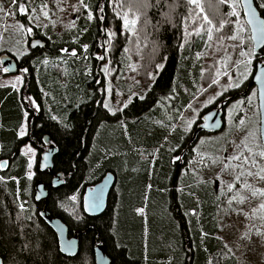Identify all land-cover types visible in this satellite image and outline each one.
Listing matches in <instances>:
<instances>
[{
  "label": "trees",
  "instance_id": "trees-1",
  "mask_svg": "<svg viewBox=\"0 0 264 264\" xmlns=\"http://www.w3.org/2000/svg\"><path fill=\"white\" fill-rule=\"evenodd\" d=\"M235 1L244 18L240 0ZM255 1L264 17V0ZM45 4L0 0L3 12L24 32L35 33L19 55L0 29V58L8 55L24 71L19 88L0 85L3 263L95 264L94 250L101 244L111 264H237L218 237L219 211L231 192H221L212 179L201 182V170L192 164L202 156L209 168L222 150L216 152L213 142L199 147L200 138L212 134L195 137L198 124L187 130L182 119L218 86L219 49H211L202 13L216 25L215 39H227V7L218 0H199L203 11L188 0H62L50 25H38L34 12ZM126 19L131 24L126 26ZM32 37L45 46L32 49ZM247 42L248 79L241 83L238 78L239 84L217 101L223 104L224 128L228 105L240 99L249 106L257 103L251 84L264 51L255 56L250 37ZM239 64L235 69H242ZM0 72L8 77L3 68ZM135 88L141 93L132 95ZM242 111L232 119V130ZM26 145L38 155L33 176L22 153ZM50 146L56 148L53 169L42 172V155ZM108 173L115 185L107 209L89 217L83 206L86 190ZM57 175L63 184L53 188ZM39 181L47 186L48 198L37 202ZM141 208L146 214L139 213ZM45 209L67 225L70 236L79 234L76 257L60 252L56 233L42 218Z\"/></svg>",
  "mask_w": 264,
  "mask_h": 264
},
{
  "label": "rangeland",
  "instance_id": "rangeland-1",
  "mask_svg": "<svg viewBox=\"0 0 264 264\" xmlns=\"http://www.w3.org/2000/svg\"><path fill=\"white\" fill-rule=\"evenodd\" d=\"M222 4L225 5L229 11L226 19V32L228 33V37L237 36V39H225L224 35L215 39L216 32L214 26L216 25L205 11L202 13V19L207 15L208 19L212 21V24L209 25L203 19L204 23L208 25L205 33L209 34V29H211L212 39L210 43L213 42L211 44V49H219L218 52H220L215 53L218 60L219 81L214 91L207 93L203 99L195 101L190 106V109L183 114V124H186L187 130H192L194 125L198 123L202 117L204 118L207 113L211 112L206 111L212 103H217L222 95L225 93L228 95V91H231L239 84L237 83L238 78H241L242 83L246 81L249 76L247 73L250 71L252 58L249 54L250 45L247 40L250 36H248L245 29V19L240 15L235 0H227V2ZM45 5H47V8L42 6V8L37 9L34 12V16L37 17L36 22L38 25L43 24L44 26H49L51 16L60 13L62 0H46ZM45 11L48 13L47 16L44 15ZM233 12L237 14L233 15ZM0 14V29L3 38L7 33V36L11 37L15 42L14 51L21 55L27 51L28 37L35 36V33L33 30L28 33L24 32L8 11H0ZM230 19H232V21H230ZM129 23L131 24V22L127 20L126 26L129 25ZM3 38H0V42L3 41ZM211 49H209V52ZM241 53L244 54L241 55ZM239 62H242L241 65L239 64V67L242 66L241 70L235 69L238 67L237 64ZM1 68L3 67L0 63V69ZM233 68L234 71L229 75V78L227 80H222L221 78ZM23 72L24 71H21L19 74L11 76L8 75V77L0 76V85H9L14 88H19L23 84ZM134 83L137 85L135 81ZM134 83H132L133 87H135ZM140 93V89L135 88L132 95ZM217 104L220 105V102ZM218 110H221V108ZM240 110H243V117L232 130L231 126L234 123L231 121ZM229 114L232 115V117L229 116ZM225 116L226 127L222 131L208 133L212 135L201 137L198 144L199 147L203 146L204 148L207 142H213L216 152L222 150L221 159L215 160L213 163H208L210 166L206 169L207 160L202 156L197 157L192 164L195 168L201 170V172H199V179L201 182L212 179V181H214L213 186L215 185L221 192H231L226 203L223 206L221 205L222 208L219 211V225L221 231L218 237L236 256L238 260L237 264H264V208L261 207V205H264V194H262L264 193V179L256 175H247L249 171L264 175V172H260L261 168H264V157L256 155L255 163H252V154H258L264 151V146L262 145L260 137L258 102L253 103L251 101L249 106L243 100H237L233 104L227 106ZM26 131V125H24L21 130V135H25ZM49 148H47L46 152ZM248 149L252 151L249 152ZM210 152L215 151L214 149H209L208 153ZM22 153L28 158L30 168H33L36 164L37 156L35 148L31 145H26L22 149ZM241 153L243 155L240 160L231 159V157L240 155ZM245 156L249 158L248 164L242 163L243 157ZM238 176L239 180H237ZM246 184L251 187H246ZM253 191L256 192L255 195H253ZM141 209L143 210L142 212L140 211ZM141 209L139 213L146 214L145 209Z\"/></svg>",
  "mask_w": 264,
  "mask_h": 264
},
{
  "label": "water",
  "instance_id": "water-1",
  "mask_svg": "<svg viewBox=\"0 0 264 264\" xmlns=\"http://www.w3.org/2000/svg\"><path fill=\"white\" fill-rule=\"evenodd\" d=\"M240 5L244 14L245 22L250 31V38L253 45V54L257 57L262 56L264 51V17L261 16L255 0H240ZM33 38V37H32ZM45 42L40 39L33 38L31 41V48H43ZM2 66L7 75H15L19 72V67L15 61L7 56L2 57ZM251 86L257 89V102L260 117V137L262 145L264 146V62L259 61L256 66L255 74ZM225 123L223 122L222 110H213L206 114L203 118V123L196 130L194 136L205 133H217L222 131ZM47 145L50 144L48 137L45 138ZM56 154V148L51 146L47 152L42 156L41 171L52 172L53 158ZM61 175H57L51 187L58 188L62 186L63 181L60 179ZM115 177L112 173H108L101 182L92 188H88L83 198L84 211L89 217H98L102 215L107 209L109 195L114 188ZM48 198L47 186L39 181L36 186V200L37 202L44 201ZM43 220L56 233L59 241L60 252L69 258H74L78 255L80 250L79 234L72 237L69 235V228L63 221L58 218H53L51 214L45 209L42 213ZM95 264H111V260L105 252L104 246L99 244L95 247ZM0 264H4L0 258Z\"/></svg>",
  "mask_w": 264,
  "mask_h": 264
},
{
  "label": "snow or ice",
  "instance_id": "snow-or-ice-1",
  "mask_svg": "<svg viewBox=\"0 0 264 264\" xmlns=\"http://www.w3.org/2000/svg\"><path fill=\"white\" fill-rule=\"evenodd\" d=\"M188 2L191 3V4H195L197 7H200L201 11H203V8H202L201 5L199 4V0H188ZM218 2H219V3H225V2H227V0H218ZM44 7L47 8V5H44ZM233 7H234V5H233ZM0 11H3L2 7H0ZM20 11H24V9L21 8ZM235 14H237V13L233 12V15H235ZM44 15H45V16L48 15L47 11L44 12ZM90 18H91V17H90ZM203 19H204L209 25L212 24V21L208 19L207 15H205V16L203 17ZM126 23H127V20H126ZM132 23L134 24V23H135V20H133ZM28 30L31 31V29H28ZM217 30H219V29H217ZM228 38H229V39H232V40H236V39H237V36H230V37H228ZM208 39H209V41H211V39H212L211 29H209ZM243 54H244V53H241V55H243ZM72 55H75V52H73ZM100 58L103 59V57H100ZM216 82H217V81H215V80L213 81V83H216ZM241 123H243V122H241ZM248 150H249V152L252 151L251 149H248ZM242 155H243V154L241 153L240 155H236V156L231 157V159L240 160ZM252 155H253L252 163H255V156H256V155H259V156H261V157H264V151H262V152H260V153H258V154H257V153H253ZM242 163H243V164H248V163H249V158H248L247 156L243 157V161H242ZM2 166H3V165H0V167H2ZM260 172H264V168H261ZM242 174H243V173H242ZM247 175H249V176L256 175V176H259L261 179H264V175H261L260 173H253V172L249 171V172L247 173ZM237 180H239V176L237 177ZM245 186H246V187H251L250 185H247V184H246ZM255 194H256V192L253 191V195H255ZM262 194H264V193H262ZM241 202H243V201H241ZM261 207L264 208V205H261ZM140 211L142 212L143 210L141 209Z\"/></svg>",
  "mask_w": 264,
  "mask_h": 264
},
{
  "label": "flooded vegetation",
  "instance_id": "flooded-vegetation-1",
  "mask_svg": "<svg viewBox=\"0 0 264 264\" xmlns=\"http://www.w3.org/2000/svg\"><path fill=\"white\" fill-rule=\"evenodd\" d=\"M0 63H1V65H2V61H1V58H0ZM3 67V66H2ZM20 71H21V69H20ZM222 105L223 104H214L213 103V105H212V107H211V110H209V111H213V110H218L219 108H221L222 107ZM203 123V117L201 118V120H200V122L199 123H197L198 125L196 126V128H195V130H194V134H195V132H196V130L201 126V124ZM46 152V151H45ZM44 152V153H45ZM43 156V155H42ZM37 157H38V155L36 156V160H37ZM5 163V162H4ZM5 165V164H4ZM35 166H36V164L34 165V167L33 168H30V165H29V174L31 175V176H33L34 175V168H35ZM38 184V183H37ZM37 184H36V186H37ZM36 189V188H35ZM72 237V236H71Z\"/></svg>",
  "mask_w": 264,
  "mask_h": 264
}]
</instances>
